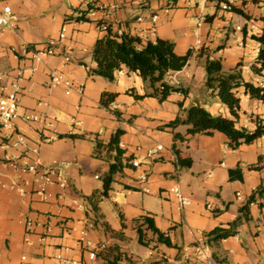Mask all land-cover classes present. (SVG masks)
Instances as JSON below:
<instances>
[{
    "label": "crops",
    "instance_id": "crops-1",
    "mask_svg": "<svg viewBox=\"0 0 264 264\" xmlns=\"http://www.w3.org/2000/svg\"><path fill=\"white\" fill-rule=\"evenodd\" d=\"M97 1L102 9L94 17L86 12L85 19H77L87 10L81 0H0V10L9 5L18 17L16 30L0 29V86L16 81L23 94L18 113L35 112L50 123L43 129L38 122L18 117L15 128L29 138L31 146L38 147L37 155L43 163L61 162L60 169L70 181L65 189L49 185L43 200L34 192L31 174L0 168V183L6 186L16 180L26 191L21 195L0 184V264H53L56 254L81 264H103L100 257L91 259L90 248L79 242L82 231L94 245H119L136 264H151L150 250L165 256L164 262L157 264H208L196 257V240L215 227H227L237 217L241 221L234 235L208 244L212 263L264 264V195L255 194L248 205L247 218L241 210L248 197L264 186V136L235 149H225L227 137L223 133L188 135L186 125L180 124L176 130L187 140L176 141V145L180 156L191 159L190 166L180 167L175 163L173 132L163 126L181 113V103L183 108L198 103L211 114L231 117L227 107L205 86V53L210 59H219L225 70L240 63L244 80L264 85V71H253L259 49L253 36L262 32L264 1L236 0L232 7L244 14L222 10V0ZM167 7L170 11L165 14L163 9ZM155 12L163 21L152 30L150 18ZM199 14L205 22L196 35L195 18ZM235 17L239 23L233 25ZM97 21L105 22L114 31L145 35L143 42L157 37L171 40L178 54L191 50L190 57L194 55L197 66L188 74L190 83L179 77L188 62L166 76L170 84L186 88L187 94L172 92L162 101L153 96L135 98V94L142 95L150 89L137 72L125 67L114 73L112 81L91 75L95 67L92 48L104 34L97 30ZM249 21L255 23L259 33L248 28ZM62 27L65 36L55 52L45 56L36 71L30 73L32 61L21 45L39 48L56 39ZM236 31L241 37L231 48L227 40ZM197 37L202 46H195ZM67 53L70 61L65 62L63 55ZM53 68L71 81L70 89L49 84L48 73ZM18 70H23L21 76ZM196 83H203L204 88L192 95L191 85ZM102 91L116 93L115 110L101 106ZM237 95L240 100L236 126L252 131L255 118L264 119V102L250 98L242 87ZM117 130H121L118 145L123 157L128 158L127 164L115 174L108 196L98 204L96 213L102 216L95 219L84 197L101 188V176L108 163L94 155V139L106 142ZM157 144L162 145V150L153 158H145L146 149ZM4 152L0 132V156ZM134 158L140 161L137 168L131 166ZM235 167L242 171L241 180L229 178L228 170ZM142 171L148 179L139 185L136 176ZM173 185L191 198L189 206L180 208L172 196H164L163 192ZM75 199L82 202L83 208H73ZM105 199L113 203L111 209L109 205L101 206ZM144 214L152 216L155 226L169 235L173 246L159 243L152 247L154 242L149 246L138 242L135 221ZM26 218L33 221L30 229L25 228ZM104 223L115 231L121 230L123 238L111 235Z\"/></svg>",
    "mask_w": 264,
    "mask_h": 264
},
{
    "label": "trees",
    "instance_id": "trees-1",
    "mask_svg": "<svg viewBox=\"0 0 264 264\" xmlns=\"http://www.w3.org/2000/svg\"><path fill=\"white\" fill-rule=\"evenodd\" d=\"M231 10L244 14L242 10L235 7H231ZM87 11L88 8L81 12L77 19H85L84 15ZM262 18V32L257 36H253L259 43V49L253 63V71L255 73L264 71V17ZM202 52L203 50H201V54H203ZM191 54V50H187L184 54L176 53L174 43L171 40L157 37L153 41L146 40L143 42L137 35L128 32L118 33L108 25L106 33L96 39L92 48L95 67L91 69L90 74L112 81L114 73L125 67L128 71L137 72L147 88L150 89L149 92L142 95L135 94V98L153 96L162 101L172 92L187 94L186 88L170 84L166 80V76L169 72L181 70L187 64ZM204 66L206 88L210 94L216 95L227 107L231 117L211 114L198 103L191 104L186 108H183L181 103V113L163 125L170 128L173 132L175 142L172 148L175 153V163L180 167L191 165V159L180 156L176 145V141L187 140L176 130L180 124L186 125L185 133L188 135L221 132L227 137V145L231 149L237 148L242 143H251L255 139L264 136V119L261 117L255 118V128L252 131L236 126L240 100L237 95L238 89L242 87L243 92L248 94L250 98L264 102V85H255L249 80H244L240 70V63H236L233 68L225 70L219 59H210L208 54L205 53ZM115 96L116 93L102 91L99 103L101 106L107 107L114 101ZM120 133L121 130H117L106 142L94 139V155L108 163V169L101 176V188L92 191L84 197L89 205L88 209L93 213L95 219L102 216L96 213L98 204L102 198L108 196L115 174L120 172L127 164L128 158L123 157V149L118 145ZM228 174L230 179L241 180L243 177L240 167L229 169ZM256 193L264 195V186L260 185L241 207L245 218L248 216V205L254 200ZM240 221L241 218L237 217L227 227H215L204 233L207 244L234 235ZM121 226H123L122 221ZM104 227L111 232V235L123 238L121 230L115 231L107 223H104ZM135 229L138 242L142 245L149 246L151 242H154L155 245L152 247H156V244L159 243L173 246L169 235L155 226L150 215L144 214L137 219L135 221ZM147 232L150 234L148 235ZM96 257H100L103 260V264H136L117 244H112L105 249L96 251Z\"/></svg>",
    "mask_w": 264,
    "mask_h": 264
},
{
    "label": "built area",
    "instance_id": "built-area-1",
    "mask_svg": "<svg viewBox=\"0 0 264 264\" xmlns=\"http://www.w3.org/2000/svg\"><path fill=\"white\" fill-rule=\"evenodd\" d=\"M84 2L88 8L87 14L90 17H94L97 10L102 9L101 5L97 0H81ZM264 1V0H258ZM236 2V0H222L219 2L220 8L222 10H231V7ZM170 11V7L164 8L163 12L167 14ZM152 30H155V27L158 23L163 20L160 18L159 12H155L151 15ZM205 22V18L202 14H199L195 18V29L194 33L197 35L198 27ZM18 24V17L13 12L9 5H4L0 10V29H12L16 30ZM248 28L255 34L259 33V29L256 28V25L253 21L247 23ZM96 28L102 33H106L108 25L103 21L96 22ZM240 29V26H237ZM65 28L62 27L60 33L56 39H50L41 47L37 48L35 45L22 44V51L32 61V64L28 67V71L33 73L37 69V65L43 61V58L47 55L53 54L59 42L65 36ZM121 33L120 31H117ZM142 40L145 38V35L139 36ZM195 46H202L199 38H196ZM63 60L65 62L70 61V55L67 53L63 55ZM23 70H18L17 75L21 76ZM167 80V79H166ZM173 82L177 84V81L173 79ZM175 80V81H174ZM168 81V80H167ZM48 82L52 86L64 85L68 89L71 88L72 83L70 80H67L63 77L62 72L58 68H53L48 73ZM169 82V81H168ZM0 132H1V145L5 149V152L0 156V168H9L13 171H21L29 173L33 176V183L35 185L34 192L43 200L48 196L47 187L51 184L57 185L61 189L68 188L70 186L69 179L60 169L61 162L52 160L48 163H43L38 157V147L31 146L29 143V138L21 131H18L15 128V120L18 117H21L25 121L29 122H38L42 125L43 129L49 128L50 123L42 115L38 113H29L24 112L22 114L18 113L20 106L21 98L23 96L22 89L19 87L16 81L12 82L9 85L0 86ZM110 110H115L117 104L111 102L108 105ZM228 145H225V149H228ZM10 150H15L17 153H11ZM162 150V145L157 144L154 147L146 149L144 155L145 158H153ZM140 165L138 158L131 160V166L137 168ZM97 178L98 175H95ZM148 179L147 173L142 171L136 176V181L140 184L146 183ZM1 186L9 189L15 190L19 194H24L25 188L20 185L16 180L11 181L8 185L0 183ZM142 190L148 192L149 189L142 187ZM164 196H172L180 208H185L191 204V198L184 194L178 185H173L167 188L163 192ZM237 198L241 199V194L237 193ZM72 206L75 209L83 208V204L78 199L73 200ZM207 208H211L210 204H207ZM25 228L30 229L32 227L33 221L31 218H26L24 220ZM79 242L85 247H89V256L91 259L96 257V251L107 248L104 243L94 245L93 242L87 237L86 231H82L79 237ZM66 249V247H65ZM194 253L197 258L206 261L208 264L212 263L211 253L206 242L205 235L200 236L195 243ZM149 255L152 257L151 264H157L158 262L163 263L165 256L155 252L154 250L149 251ZM53 264H81L80 261L76 259H70L62 254H56L54 257ZM259 264V263H254Z\"/></svg>",
    "mask_w": 264,
    "mask_h": 264
},
{
    "label": "rangeland",
    "instance_id": "rangeland-1",
    "mask_svg": "<svg viewBox=\"0 0 264 264\" xmlns=\"http://www.w3.org/2000/svg\"><path fill=\"white\" fill-rule=\"evenodd\" d=\"M189 22H190L189 23L190 25L193 24V17L190 18ZM232 22H233V25H236L237 23H239L238 19L236 17L233 19ZM240 37H241L240 32H238V31L231 32L230 36H229V38L227 40V45H229L231 48H234L236 46L238 38H240ZM196 66H197V64H195V58H194V55H193L192 57H190V59L188 61L187 69L182 74L179 75L180 79L185 81V82L188 81L186 83L189 84L190 81L187 80L188 79L187 78L188 74L192 73ZM201 88H204V84L203 83H196L195 85H191V91L190 92H191L192 95H196V93L202 92ZM206 100L208 102H210V98L207 97ZM104 205H109L108 206L109 209H111L113 207V203L110 200H108V199H105L103 201V203L101 204L102 207H104Z\"/></svg>",
    "mask_w": 264,
    "mask_h": 264
}]
</instances>
